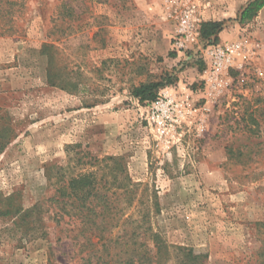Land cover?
<instances>
[{"label": "rangeland", "instance_id": "obj_1", "mask_svg": "<svg viewBox=\"0 0 264 264\" xmlns=\"http://www.w3.org/2000/svg\"><path fill=\"white\" fill-rule=\"evenodd\" d=\"M249 1L75 0L77 31L55 57L87 83L72 94L50 85L42 50L61 0H28L0 36V193L41 203L44 220L0 219V264H83L81 225H57L45 202L77 144L122 156L140 192H156L169 243L203 264H264V6L242 23ZM212 20L217 41L200 32ZM149 80L164 85L140 102L131 88Z\"/></svg>", "mask_w": 264, "mask_h": 264}, {"label": "trees", "instance_id": "obj_2", "mask_svg": "<svg viewBox=\"0 0 264 264\" xmlns=\"http://www.w3.org/2000/svg\"><path fill=\"white\" fill-rule=\"evenodd\" d=\"M28 0H0V36L11 34L17 18L27 8ZM75 0H61L52 15V29H48L42 50L48 56L47 79L51 86L72 94L87 89L80 73L65 72L64 65L57 67L55 57L60 54L59 43L73 32L72 22L81 14ZM264 6V0H250L241 10L240 22L252 20ZM67 17V21L64 19ZM66 21L67 28L60 30L59 23ZM224 27L221 21L201 23V36L219 39ZM68 30V32H67ZM80 30V29H79ZM59 31H63L61 35ZM65 31V32H64ZM64 68V69H63ZM163 80H149L133 85L131 95L140 102H152L159 96ZM8 141L0 143V152ZM80 150L76 151L75 148ZM68 162L57 169V189L54 196L46 200L50 209L58 210L54 215L57 225L63 220L81 225L76 237L83 238L79 252L83 264H203L202 253L193 248L175 246L164 237L155 225L161 212L156 192L149 196L140 192L141 183L132 180L122 156L99 158L81 149L79 144L68 147ZM42 204L26 208L16 194L0 193V219L14 217L25 229L43 223ZM69 231L71 229L68 228Z\"/></svg>", "mask_w": 264, "mask_h": 264}]
</instances>
